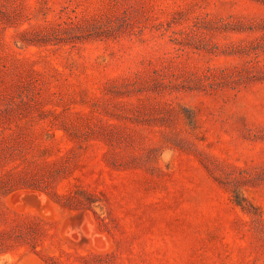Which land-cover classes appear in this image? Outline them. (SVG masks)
Here are the masks:
<instances>
[{
    "label": "rangeland",
    "instance_id": "rangeland-1",
    "mask_svg": "<svg viewBox=\"0 0 264 264\" xmlns=\"http://www.w3.org/2000/svg\"><path fill=\"white\" fill-rule=\"evenodd\" d=\"M0 264H264V0H0Z\"/></svg>",
    "mask_w": 264,
    "mask_h": 264
}]
</instances>
